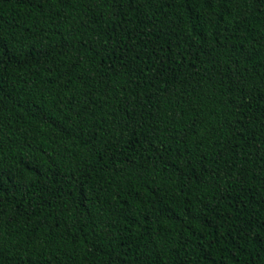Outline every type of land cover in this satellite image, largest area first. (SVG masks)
Wrapping results in <instances>:
<instances>
[{
	"label": "trees",
	"instance_id": "trees-1",
	"mask_svg": "<svg viewBox=\"0 0 264 264\" xmlns=\"http://www.w3.org/2000/svg\"><path fill=\"white\" fill-rule=\"evenodd\" d=\"M0 264H264V0H0Z\"/></svg>",
	"mask_w": 264,
	"mask_h": 264
}]
</instances>
